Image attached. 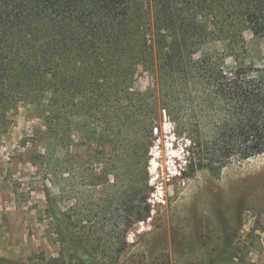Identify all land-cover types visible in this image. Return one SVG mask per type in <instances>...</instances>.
<instances>
[{
	"label": "trees",
	"instance_id": "trees-1",
	"mask_svg": "<svg viewBox=\"0 0 264 264\" xmlns=\"http://www.w3.org/2000/svg\"><path fill=\"white\" fill-rule=\"evenodd\" d=\"M134 1L0 0V130L21 102L48 93L62 122L83 114L126 153L132 144L120 139L128 125L138 126L134 139L144 142L164 112L175 135L189 143L190 173L217 176L233 158L264 154V69L228 73L221 56L194 58L207 42L221 41L233 52L243 46L245 32L263 37L264 0H150L142 2L137 23ZM149 32L157 49L152 96L130 90L137 67L150 59ZM152 105L155 115L149 117L145 110ZM146 181L140 197L124 200L119 240L63 213L46 190L57 257L0 258V264H124L127 232L149 215ZM185 264L254 263L224 226L216 247Z\"/></svg>",
	"mask_w": 264,
	"mask_h": 264
},
{
	"label": "rangeland",
	"instance_id": "rangeland-1",
	"mask_svg": "<svg viewBox=\"0 0 264 264\" xmlns=\"http://www.w3.org/2000/svg\"><path fill=\"white\" fill-rule=\"evenodd\" d=\"M142 2L150 4H132L134 23L142 18ZM152 15L149 7L150 22ZM149 38L150 59L137 67L130 90L152 96L157 49L152 32ZM207 56H221L228 73L264 69V36L245 32L243 46L233 52L221 41L207 42L194 58ZM49 102L48 93L21 102L5 131L0 130V258L27 262L57 257L59 244L45 214L46 190L75 221L95 226L100 236L121 239L124 200L140 197L147 180L149 215L127 232L122 263H196L216 247L225 226L248 261L264 264V154L233 158L217 176L205 170L190 173L189 143L175 135L164 112L144 142L134 139L138 126L128 125L127 136L120 139L128 137L132 144L126 153L112 141L115 137L83 114L62 122ZM145 111L155 115L153 105Z\"/></svg>",
	"mask_w": 264,
	"mask_h": 264
},
{
	"label": "crops",
	"instance_id": "crops-1",
	"mask_svg": "<svg viewBox=\"0 0 264 264\" xmlns=\"http://www.w3.org/2000/svg\"><path fill=\"white\" fill-rule=\"evenodd\" d=\"M262 246H263V248H264V238L262 239ZM252 262H253V260H252Z\"/></svg>",
	"mask_w": 264,
	"mask_h": 264
}]
</instances>
